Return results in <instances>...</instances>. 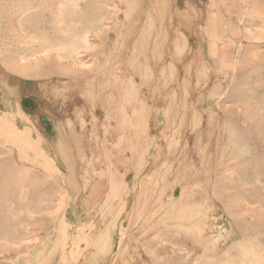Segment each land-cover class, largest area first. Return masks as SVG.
Here are the masks:
<instances>
[{
  "label": "rangeland",
  "instance_id": "obj_1",
  "mask_svg": "<svg viewBox=\"0 0 264 264\" xmlns=\"http://www.w3.org/2000/svg\"><path fill=\"white\" fill-rule=\"evenodd\" d=\"M0 264H264V0H0Z\"/></svg>",
  "mask_w": 264,
  "mask_h": 264
},
{
  "label": "bare ground",
  "instance_id": "obj_2",
  "mask_svg": "<svg viewBox=\"0 0 264 264\" xmlns=\"http://www.w3.org/2000/svg\"><path fill=\"white\" fill-rule=\"evenodd\" d=\"M73 50H74V48H73L71 51H73ZM79 51H80V48L77 49V50L75 49V52H77V54L73 53V54H72V55H73V58H74V55H76V56H80V55H79ZM70 54H71V53H70ZM76 56H75V58H76ZM70 57H71V56H70ZM70 57H69V58H70ZM70 59H72V57H71ZM73 60L76 61V59H73ZM133 127H134V125H133Z\"/></svg>",
  "mask_w": 264,
  "mask_h": 264
}]
</instances>
